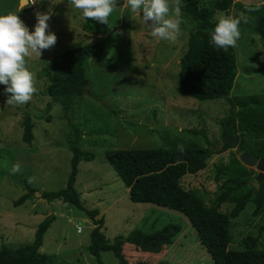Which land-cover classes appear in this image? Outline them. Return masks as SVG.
<instances>
[{
    "label": "rangeland",
    "instance_id": "1",
    "mask_svg": "<svg viewBox=\"0 0 264 264\" xmlns=\"http://www.w3.org/2000/svg\"><path fill=\"white\" fill-rule=\"evenodd\" d=\"M209 5L211 0H200ZM264 0H234L235 6L255 8ZM232 7L222 15L238 16ZM22 7V0H0V15L16 13L34 31L36 12L51 11L49 31L57 36L56 44L43 50L40 58L31 57L28 66L35 72L38 92L24 105H7L10 94L0 95V247L17 249L32 243L37 225L44 218L55 219L43 236L40 252L53 257L52 264H95L87 247L94 228L86 214L62 200L47 203L35 192L57 191L65 187L70 171L71 152L68 142L73 140V125L80 133L79 147L94 154L91 162H80L75 188L86 209H97L104 218L102 232L113 241L117 236L138 239L154 235L169 225L180 229L166 250L156 246L126 244L123 251L129 264H213L198 241L186 217L167 208L152 204L132 203L128 190L107 163L104 152L109 149H149L175 145L206 146L202 136L191 130H204L208 141L220 142L218 122L227 114L229 106L221 100L198 101L181 97L177 89L179 61L186 50L192 22L183 21L175 41H163L149 35L150 29L138 14L131 13L126 0H117V9L107 25L104 52L89 60L86 70V92L64 118L60 105L46 112L49 101V82L40 70L57 55L93 40L96 36L87 27L82 13L68 0H36ZM241 38L234 47L237 77L233 96L264 92V48L256 35L241 24ZM1 85V84H0ZM23 112H29L34 123L32 144L22 142ZM236 149L213 155L207 167L197 175H185L178 181V190L191 203L212 205L219 194L215 181V167L227 163L232 156L239 158ZM20 172L11 173L13 165ZM252 172L255 182L257 171ZM29 177L34 182L29 183ZM26 182L33 195L22 205L13 203L24 195ZM232 204L220 210L229 213ZM254 205L248 204L241 214L230 221V249H241L247 236L257 237L264 226V210L254 215ZM80 228V233L77 229ZM138 236H135V232ZM259 248H264V232L259 235ZM102 264H118L112 252H101Z\"/></svg>",
    "mask_w": 264,
    "mask_h": 264
},
{
    "label": "trees",
    "instance_id": "2",
    "mask_svg": "<svg viewBox=\"0 0 264 264\" xmlns=\"http://www.w3.org/2000/svg\"><path fill=\"white\" fill-rule=\"evenodd\" d=\"M183 2L185 7L182 8L181 18L192 22L194 27L188 35L186 50L179 61L178 94L198 101L221 100L229 106L227 114L218 122L220 142L213 145L208 141L204 130H191L189 133L194 136L203 137L206 146L188 145L183 147V152L175 145L167 148L109 149L104 152V157L128 190L132 203L152 204L186 217L213 264H264V248L258 247L259 235L264 232V226L259 229L257 237L244 238L241 249L229 248L230 221L236 219L250 203L254 205V215H259L264 210V178L256 190L252 185V172L232 156L227 163H220L215 167L214 178L219 183V194L212 205L191 203L178 190V181L185 175H197L204 170L213 155L236 149L239 153L264 157V92L233 96L231 91L238 73L235 49L216 48L210 42V32L217 22L214 15L217 12L229 13L235 6L234 0H211L209 5L200 0ZM235 7L239 12L248 8L242 4ZM248 15L245 29L259 37L264 48V3L259 6V11ZM85 23L96 37L57 55L40 70L41 76L49 82V101L45 111L60 105L66 119L74 102L86 92L87 64L89 60L102 56L104 37L108 32L105 24L86 19ZM5 88V85H0V95L5 92ZM21 127L22 142L32 144L34 123L29 112H23ZM71 127L74 138L67 145L71 159L65 187L57 191L42 192L41 198L47 203L62 200L86 214L94 227L87 251L96 259L95 264H102L99 258L101 252H112L118 264H129L123 254L125 243L134 247L140 244L158 247L171 245L180 231L174 225L167 226L157 234L142 235L135 240L117 236L111 242L105 238L102 232L103 216H99L97 209L83 207L75 188L79 163L93 161L94 154L79 147L80 133L73 125ZM25 187L27 192L14 201L15 207L22 205L33 195L27 182ZM223 204L233 205L229 213L220 210ZM54 219V215L47 216L37 225L33 241L29 245L17 249L1 245L0 264H52L53 257L41 253L40 248L43 236ZM138 235L136 231L135 236ZM157 264L170 263L159 261Z\"/></svg>",
    "mask_w": 264,
    "mask_h": 264
},
{
    "label": "clouds",
    "instance_id": "3",
    "mask_svg": "<svg viewBox=\"0 0 264 264\" xmlns=\"http://www.w3.org/2000/svg\"><path fill=\"white\" fill-rule=\"evenodd\" d=\"M36 0H22V7L35 4ZM74 9L79 10L86 20L109 25L112 14L117 9V0H70ZM131 13L138 14L149 26V35L163 41H175L180 35L183 0H126ZM259 11V6L248 7L238 16L222 15L210 32V42L216 48L236 47L241 38V24H247L250 13ZM51 11L36 12L37 23L34 31L16 13L0 15V84L6 86L10 94L7 105H24L38 92L36 74L31 71L28 61L35 56L40 58L43 50H48L57 42L55 33L49 31L48 21ZM183 152V146H179ZM20 172V165L11 168L12 174ZM34 177L28 182L33 183Z\"/></svg>",
    "mask_w": 264,
    "mask_h": 264
},
{
    "label": "water",
    "instance_id": "4",
    "mask_svg": "<svg viewBox=\"0 0 264 264\" xmlns=\"http://www.w3.org/2000/svg\"><path fill=\"white\" fill-rule=\"evenodd\" d=\"M146 26L149 28V26H151V21H149L148 25H146ZM238 159L250 171L253 169H255L257 171V178H256L255 182L252 183V185L256 188V190H258L259 189V182L264 178V157L263 158H257L255 156H251V155H248L245 153H241L239 155ZM35 195L41 196V193L35 192Z\"/></svg>",
    "mask_w": 264,
    "mask_h": 264
},
{
    "label": "crops",
    "instance_id": "5",
    "mask_svg": "<svg viewBox=\"0 0 264 264\" xmlns=\"http://www.w3.org/2000/svg\"><path fill=\"white\" fill-rule=\"evenodd\" d=\"M80 195V194H79ZM125 246H126V243L123 245V251L125 250ZM133 246V245H132ZM158 249H160V250H163V251H165L166 250V248H165V246H156Z\"/></svg>",
    "mask_w": 264,
    "mask_h": 264
},
{
    "label": "built area",
    "instance_id": "6",
    "mask_svg": "<svg viewBox=\"0 0 264 264\" xmlns=\"http://www.w3.org/2000/svg\"><path fill=\"white\" fill-rule=\"evenodd\" d=\"M77 231L80 232V228H78Z\"/></svg>",
    "mask_w": 264,
    "mask_h": 264
},
{
    "label": "bare ground",
    "instance_id": "7",
    "mask_svg": "<svg viewBox=\"0 0 264 264\" xmlns=\"http://www.w3.org/2000/svg\"><path fill=\"white\" fill-rule=\"evenodd\" d=\"M78 233H80V232H78Z\"/></svg>",
    "mask_w": 264,
    "mask_h": 264
}]
</instances>
